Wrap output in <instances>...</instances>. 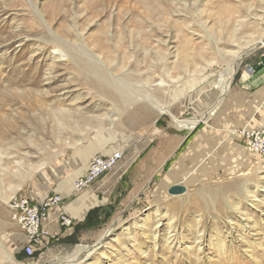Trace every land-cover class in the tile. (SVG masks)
I'll return each instance as SVG.
<instances>
[{
	"label": "rangeland",
	"instance_id": "374dc122",
	"mask_svg": "<svg viewBox=\"0 0 264 264\" xmlns=\"http://www.w3.org/2000/svg\"><path fill=\"white\" fill-rule=\"evenodd\" d=\"M259 38L264 0H0V246L11 196L62 195L120 151L130 164L39 264H73L108 227L80 264H264V157L218 107L264 45L217 85Z\"/></svg>",
	"mask_w": 264,
	"mask_h": 264
},
{
	"label": "crops",
	"instance_id": "0c3cea01",
	"mask_svg": "<svg viewBox=\"0 0 264 264\" xmlns=\"http://www.w3.org/2000/svg\"><path fill=\"white\" fill-rule=\"evenodd\" d=\"M253 72L255 73L254 70ZM226 93L219 103L220 106L217 104L221 108L222 123H220V126L222 129L226 131L229 129L238 130L244 127L257 128L264 125V70L251 76H247L245 73ZM218 107L216 106L214 111ZM118 162L120 166H117L114 173L103 181L97 180L82 191H75L74 188H70L69 191L60 194L63 201L58 207L49 209L48 217L42 223V228L47 232L46 239L42 243V248L37 249L33 255L27 256L24 254L22 248L25 238L22 232L12 223L7 229V236L3 240L2 247L0 246L2 252L0 254V264H39L42 254L45 251H50L48 249L53 244H65L67 237L74 232L73 226L81 222L86 211L95 204L93 202L94 196L108 189L111 182L121 175L130 164L131 159L127 158L124 161V157H121ZM84 173L85 170L79 177ZM59 211L70 218L73 223L72 227L66 228L60 225L57 218Z\"/></svg>",
	"mask_w": 264,
	"mask_h": 264
},
{
	"label": "built area",
	"instance_id": "2783aa9c",
	"mask_svg": "<svg viewBox=\"0 0 264 264\" xmlns=\"http://www.w3.org/2000/svg\"><path fill=\"white\" fill-rule=\"evenodd\" d=\"M232 135L243 142L249 153L264 157V125L257 128L244 127L233 131ZM121 157L120 151L104 157H91L87 162L85 173L73 183L75 190L81 191L89 187L99 177L112 170ZM62 201L63 198L58 193L48 194L38 201L17 194L9 198L7 206L10 211V220L25 238L22 248L25 255L31 256L37 249L42 248V243L47 236L42 223L48 217L49 209L58 207ZM57 218L63 227L71 224L70 218L62 211H59Z\"/></svg>",
	"mask_w": 264,
	"mask_h": 264
},
{
	"label": "bare ground",
	"instance_id": "6f19581e",
	"mask_svg": "<svg viewBox=\"0 0 264 264\" xmlns=\"http://www.w3.org/2000/svg\"><path fill=\"white\" fill-rule=\"evenodd\" d=\"M261 45H264V39L263 38H261V39L259 38V40H257L254 44L250 45L246 51L240 53L239 55L237 54L236 56H234L233 61L228 63L227 68L222 70L219 73L218 78H217V81H218L217 85H218L219 91H220L219 96H223L222 94H224V92L229 87L230 82L233 78V75L235 74L237 66L240 64L241 60L247 54L254 51L256 48L260 47ZM211 109H212V107H211ZM161 112H165V110H161ZM207 116L208 115H203L202 118L190 121L186 125H189V126L195 125L198 121L205 120L207 118ZM16 188L18 189L19 187L17 186ZM16 188L12 192L13 194L17 191ZM111 229H112L111 227H108L105 230V232L98 237V239L96 240V243L93 246H90V247L82 246V245L77 246V248L73 252V255L71 254L68 261L70 263H73V264H80L84 259H86V257H88L89 255H91L92 253L97 251L98 248L100 246H102L104 237H106V235L111 231ZM232 264H236V263H232Z\"/></svg>",
	"mask_w": 264,
	"mask_h": 264
},
{
	"label": "water",
	"instance_id": "95a60500",
	"mask_svg": "<svg viewBox=\"0 0 264 264\" xmlns=\"http://www.w3.org/2000/svg\"><path fill=\"white\" fill-rule=\"evenodd\" d=\"M185 191H186V187L184 185H180V184L172 185L167 190V192L171 195L182 194Z\"/></svg>",
	"mask_w": 264,
	"mask_h": 264
}]
</instances>
